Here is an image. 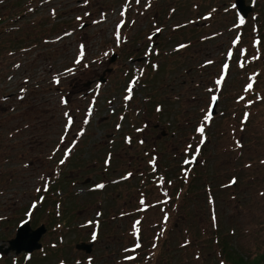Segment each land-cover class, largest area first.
<instances>
[{
	"label": "rangeland",
	"instance_id": "1",
	"mask_svg": "<svg viewBox=\"0 0 264 264\" xmlns=\"http://www.w3.org/2000/svg\"><path fill=\"white\" fill-rule=\"evenodd\" d=\"M235 1L0 0L3 251L29 220L47 229L44 252L29 256L37 264H264V0H242L256 3L248 23ZM150 59L159 69L147 66L136 84ZM61 169L64 186L42 192ZM96 204L89 254L74 242L46 250L74 233L86 243L80 226Z\"/></svg>",
	"mask_w": 264,
	"mask_h": 264
},
{
	"label": "trees",
	"instance_id": "2",
	"mask_svg": "<svg viewBox=\"0 0 264 264\" xmlns=\"http://www.w3.org/2000/svg\"><path fill=\"white\" fill-rule=\"evenodd\" d=\"M125 1V0H124ZM113 2H118V3H120V2H123V0H113ZM173 10V11H172ZM171 11L172 12H170V13H173L174 12V9H171ZM202 12V11H201ZM104 14H106V11L104 10ZM201 15H203V14H201ZM256 23H259V20H258V17H256ZM246 27V26H245ZM257 37H256V39L259 41V43H262V35L264 34V28H263V26H262V23L260 22V24H259V26L257 27ZM178 47H180V45H178V46H174L173 48H172V50L173 49H175V48H178ZM163 51V50H162ZM161 51V52H162ZM158 69H159V65H158ZM83 74H85V73H83ZM80 77V76H79ZM158 81V76L157 77H155L149 84H144L143 86L144 87H146L147 86V88H148V90H149V87H154L155 85H156V82ZM194 131V133H197V130L196 129H194L193 130ZM196 135V134H195ZM59 172V177L57 176V173L56 174H54L53 176H50L49 178H48V180H46L47 182L45 183V185L47 186L45 189H44V191H42V192H46V193H48L50 190H55V191H58V189H61V187H63L64 186V183H65V179H63V170L61 169V170H59L58 171ZM41 194H43V193H41ZM93 194V193H92ZM44 197V196H43ZM43 197H42V200H43ZM47 201H44L43 200V203H46ZM48 202L50 203V204H52L53 205V207L56 205V204H58L59 202H56V200H48ZM48 202H47V204H48ZM42 209H43V207L41 206V209L39 210V211H35L34 212V215L36 216V215H38V214H40V212L42 211ZM56 209V208H55ZM56 211H57V213H54V216L52 215V218L53 219H59L60 221V223L61 224H63V226L65 225V223L64 222H62V219H61V215H60V212H58V209H56ZM73 211V210H72ZM71 211V212H72ZM49 215H51V214H49ZM75 221L76 220V218H73V215L71 216V214L69 215V217H68V222L69 221ZM83 224H84V222L81 224V226L80 227H82V229L84 228L83 227ZM62 226V225H61ZM37 227H39V226H35V228H37ZM57 228V230H60L62 227H56ZM67 228H70L68 225L66 226L65 225V227H64V229L65 230H67ZM67 231H69L70 233H72V231L71 230H67ZM225 242V241H224ZM225 244H226V247H227V249L229 250V248H228V243L227 242H225ZM59 247V244H56V248H58ZM55 248V249H56ZM46 250H47V247H46ZM231 252V251H230ZM232 253V252H231ZM42 258L43 259H45L48 255H47V252L44 254V253H42ZM227 256V255H226ZM62 257L63 256H57V258H56V260H61L62 259ZM3 257H0V264H37V262L36 261H34V260H31V259H29V257H26L27 258V260L26 261H19V258L20 257H14V259H6V260H3L2 259ZM227 261L228 262H232V263H235V264H247L245 261H244V259L242 258V257H238L237 258V260L234 258V257H232L231 255H228L227 256ZM58 262V261H57ZM63 262H66V260H65V258H64V260H63Z\"/></svg>",
	"mask_w": 264,
	"mask_h": 264
},
{
	"label": "water",
	"instance_id": "3",
	"mask_svg": "<svg viewBox=\"0 0 264 264\" xmlns=\"http://www.w3.org/2000/svg\"><path fill=\"white\" fill-rule=\"evenodd\" d=\"M235 4L238 11L244 16V18H246L247 15L252 11V8L246 6L242 0H236ZM45 233L46 229L43 226L39 227L35 231H32L28 224H25L17 230L16 237L9 242V248L2 252L6 254L10 251H13L16 254H20L23 251L26 253H32L36 250H40L41 244L39 242ZM89 248V246L85 245L77 247V249L84 250L87 253H90Z\"/></svg>",
	"mask_w": 264,
	"mask_h": 264
},
{
	"label": "flooded vegetation",
	"instance_id": "4",
	"mask_svg": "<svg viewBox=\"0 0 264 264\" xmlns=\"http://www.w3.org/2000/svg\"><path fill=\"white\" fill-rule=\"evenodd\" d=\"M64 74H62V76H63ZM224 89V88H223ZM60 90H62V91H64V88H62V87H60ZM65 97V96H64ZM165 133H163V135H164ZM167 136V135H166ZM110 167V166H109ZM125 181V179H114V180H112V182H110V183H105V189H104V191L107 189V188H116V187H111V183L112 184H118V183H120V182H124ZM103 191V192H104ZM98 193H100V192H98V191H96L95 189H94V195H96V194H98ZM95 196H94V199H93V202H95ZM101 206H99L98 204H96V209H97V211H96V213H95V215H93L92 216V218L91 219H89V220H85L86 221V223H85V225H86V228H85V230L84 231H86V230H89L88 231V239H86L85 241H86V243L85 242H81L80 244H78L79 243V241L77 240L78 238H80V233H74V238H73V241L70 243V244H68L67 242H65L64 244H63V246L62 245H59L61 248H68V247H71L72 246V243L74 242V247L75 248H77V246H79V245H85V246H89L90 248V250H91V248H92V246H93V244L95 245L96 243H97V241H98V239H99V234H100V225H102V223H101V218H102V211L99 209ZM143 210H147V208L145 207V208H143L142 209V211ZM121 217H123V216H121ZM84 221V222H85ZM60 244H62V243H60ZM136 246H141V243L139 242V240H138V242L135 244ZM56 248V245H53V243H52V245H50V246H47V249L48 250H53V249H55ZM82 252V251H81ZM84 252V251H83ZM84 253H87L86 251L84 252ZM86 259V258H85ZM63 260H64V258L62 257V259L61 260H56V261H58L57 262V264H65V262H63ZM48 261H50V260H48Z\"/></svg>",
	"mask_w": 264,
	"mask_h": 264
},
{
	"label": "snow or ice",
	"instance_id": "5",
	"mask_svg": "<svg viewBox=\"0 0 264 264\" xmlns=\"http://www.w3.org/2000/svg\"><path fill=\"white\" fill-rule=\"evenodd\" d=\"M82 52H83V47H82ZM80 62V60L78 59L77 60V63H79ZM58 82V81H57ZM249 87H251V85H249ZM130 91V90H129ZM198 131L203 135V133H204V128L203 127H201V128H199L198 129ZM233 183H235V181H233ZM101 187H103V186H101Z\"/></svg>",
	"mask_w": 264,
	"mask_h": 264
}]
</instances>
